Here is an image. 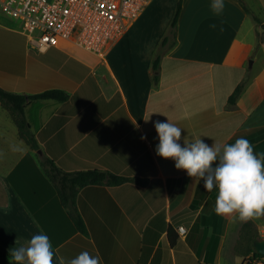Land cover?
Masks as SVG:
<instances>
[{
  "label": "crops",
  "instance_id": "crops-1",
  "mask_svg": "<svg viewBox=\"0 0 264 264\" xmlns=\"http://www.w3.org/2000/svg\"><path fill=\"white\" fill-rule=\"evenodd\" d=\"M154 1L104 57L71 40L38 51L17 20L0 22V85L19 93L59 88L69 94L63 101L26 104L36 149L0 102V243L9 251L26 247L42 229L53 245L54 264L84 251L98 256L100 264H251L250 258L257 259L252 249L264 238V216L248 220V227V221L218 216V189L205 191L203 180L157 155L154 124L169 118L181 128L182 147L185 138H201L209 146L245 138L255 154L264 153V60L256 66L264 49V18L255 12L242 36L254 9L242 0H224L219 17L212 0H183L175 42L161 58L156 82L153 63L176 9L163 15ZM253 1L264 16V0ZM247 76L236 102H230ZM48 158L65 171L98 168L145 183L81 187L76 204L88 229L84 234L47 174ZM243 238L254 239L253 245Z\"/></svg>",
  "mask_w": 264,
  "mask_h": 264
},
{
  "label": "clouds",
  "instance_id": "clouds-1",
  "mask_svg": "<svg viewBox=\"0 0 264 264\" xmlns=\"http://www.w3.org/2000/svg\"><path fill=\"white\" fill-rule=\"evenodd\" d=\"M210 7L219 17L225 9L224 0H212ZM210 27L215 29L217 25ZM150 119L144 118L146 122ZM154 127L159 137L157 155L175 160L177 169L203 180L205 191L211 193L214 188L218 189L214 209L218 216L231 217L233 222L264 216V153L255 154L249 140L239 138L234 144L215 142L209 146L201 138H194L192 142L185 138L182 147L179 143L181 128L169 118L168 122L156 121ZM10 255L16 264H54L55 252L41 229V234L34 235L26 247ZM58 264H100V258L84 251L67 262L61 256Z\"/></svg>",
  "mask_w": 264,
  "mask_h": 264
},
{
  "label": "built area",
  "instance_id": "built-area-1",
  "mask_svg": "<svg viewBox=\"0 0 264 264\" xmlns=\"http://www.w3.org/2000/svg\"><path fill=\"white\" fill-rule=\"evenodd\" d=\"M152 0H0L29 44L45 51L71 40L104 57ZM181 234H186L180 225ZM255 262L264 264V260Z\"/></svg>",
  "mask_w": 264,
  "mask_h": 264
},
{
  "label": "trees",
  "instance_id": "trees-1",
  "mask_svg": "<svg viewBox=\"0 0 264 264\" xmlns=\"http://www.w3.org/2000/svg\"><path fill=\"white\" fill-rule=\"evenodd\" d=\"M183 5V0H179L175 10V14L171 21L170 32L163 38L159 51L155 57L153 68L155 70L154 79L156 82L159 80L160 71V61L165 53L168 45L175 42L176 38V28L177 23L181 14V9ZM248 78L243 79L235 88L234 92L231 94L229 101L236 102L237 98L243 91ZM69 94L59 88L47 89L39 93H19L11 90L5 89L0 85V102L1 104L9 110L14 121L16 122L19 133L25 141L30 144L33 148H39V144L31 129V124L26 118L25 107L26 104L35 99H55V100H66ZM46 171L47 174L53 179L57 184V191L61 197L62 203L69 209L71 218L75 224L77 230L84 234H88V229L86 223L79 212L76 204L77 194L79 189L85 185L95 184V183H107L110 185H119L123 182L135 180L140 184H144L145 181L141 179H136L130 176L117 175L108 171H103L98 168H91L86 170L78 171H65L57 165V163L48 158L46 160ZM250 221L245 223V227L250 225ZM169 237L172 244H175L177 236L172 235V227H169ZM254 239H252L253 245ZM253 248V247H251ZM253 256L257 259L264 260V257L258 252L253 250ZM9 251L4 245L0 243V264H9L12 257Z\"/></svg>",
  "mask_w": 264,
  "mask_h": 264
},
{
  "label": "rangeland",
  "instance_id": "rangeland-1",
  "mask_svg": "<svg viewBox=\"0 0 264 264\" xmlns=\"http://www.w3.org/2000/svg\"><path fill=\"white\" fill-rule=\"evenodd\" d=\"M178 1H179V0H155V1H154V5H156V7H158V9L160 10V12H161V11L163 12V15H167V14L169 15V12H170V14H171V13H173V11L176 9ZM247 1H248L249 3H247V5H246V2H247ZM242 3L245 4V6H247L248 8H251V7L254 8V9H252L253 13L249 15V18H247V20H246V24H245V27H244V29H243L242 32H241V35L243 36V34H244L245 32H247V30H249L248 27H250V26L253 25L254 20H255L253 14H254L255 12H257V14H258V16H259V19H260V18L263 19L264 16H263V13L261 12V9H260V7H259V4H257V2H256V4H255L253 0H242ZM171 15H172V14H171ZM12 19H14V18H12V17H10L9 15H7V14L2 10V8H1V6H0V22H3V23H5V24H10L9 20H12ZM163 19H164V18H163ZM163 19H161V20H163ZM15 20H16V19H15ZM246 27H247V29H246ZM25 37H26V36H25ZM26 38H27V37H26ZM263 39H264V38H263ZM263 60H264V49H263V48H260V50H259V57H258V61H257V65H256V66H258L261 62H263ZM245 78H248V80H249V76H247V77H245ZM245 78H244V79H245ZM3 148H4V147H3ZM3 148H2V149H3ZM247 240H248V242L251 241V240H249V239L243 238V243H244L245 241H247ZM253 259H254V258H250V259H249V262H250L251 264H256V262H254Z\"/></svg>",
  "mask_w": 264,
  "mask_h": 264
},
{
  "label": "water",
  "instance_id": "water-1",
  "mask_svg": "<svg viewBox=\"0 0 264 264\" xmlns=\"http://www.w3.org/2000/svg\"><path fill=\"white\" fill-rule=\"evenodd\" d=\"M255 250L264 257V238H259L254 241Z\"/></svg>",
  "mask_w": 264,
  "mask_h": 264
}]
</instances>
